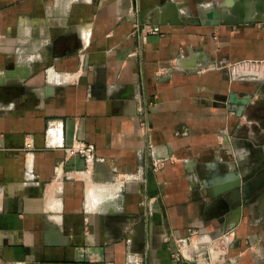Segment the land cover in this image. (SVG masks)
Segmentation results:
<instances>
[{
    "label": "crops",
    "instance_id": "1",
    "mask_svg": "<svg viewBox=\"0 0 264 264\" xmlns=\"http://www.w3.org/2000/svg\"><path fill=\"white\" fill-rule=\"evenodd\" d=\"M255 1L0 0V264H264V190L235 226L213 193L264 170Z\"/></svg>",
    "mask_w": 264,
    "mask_h": 264
},
{
    "label": "water",
    "instance_id": "2",
    "mask_svg": "<svg viewBox=\"0 0 264 264\" xmlns=\"http://www.w3.org/2000/svg\"><path fill=\"white\" fill-rule=\"evenodd\" d=\"M259 3V2H258ZM260 8L263 11L264 10V0L260 1ZM258 6V5H257ZM223 5L221 6V8ZM259 9V7H258ZM221 10V9H220ZM207 15L211 18L214 16V13L212 11L208 12ZM246 21V20H244ZM228 24L227 22H224ZM236 23V22H234ZM232 23V24H234ZM229 103L233 106H235V110L239 111V115H242V110L245 108L247 103L238 104V100L235 97V94L232 93L229 99ZM241 110V112H240ZM227 148L230 149L231 153H234V149L232 145L229 143L227 144ZM208 184L212 185L214 184V180L211 178L207 182ZM220 186H213L214 195L215 196H222L226 193H230L229 200L224 199L226 203V207H224L220 211L221 217H223V221L225 220L226 223H228V217L229 215H233L236 217L235 222L233 223V226H235L237 223H239L241 215H242V206L238 205L242 203L243 201H248L249 199H254L257 197H261L262 194L259 195V193L264 190V170L261 171L258 175L254 176L251 180L244 181L242 177L240 176L239 172H233L228 177L226 183L220 182ZM250 202V201H248ZM232 204L237 205L234 209H230V206ZM231 224V223H230ZM230 229V228H229Z\"/></svg>",
    "mask_w": 264,
    "mask_h": 264
},
{
    "label": "built area",
    "instance_id": "3",
    "mask_svg": "<svg viewBox=\"0 0 264 264\" xmlns=\"http://www.w3.org/2000/svg\"><path fill=\"white\" fill-rule=\"evenodd\" d=\"M251 62H245V64H241L239 65V67H243V68H251L250 67ZM252 65H256L254 66L255 68L261 69L262 66L259 65L258 63L252 64ZM237 70L239 68H236ZM239 74V73H238ZM142 124V134L144 136V138L147 140L146 142V153L151 152L152 150V144L150 141V132H151V128H150V124L148 122V120L144 119L141 121ZM95 150H96V146L93 143H83V142H78L73 144L70 147L66 148V151L68 154H79L80 156H82L87 165H90L91 163H93L96 160V155H95ZM165 165V158H154L153 159V167L157 170V169H162ZM137 176L134 174H128L125 175L123 177L124 180H129V179H133L136 178ZM143 209H144V215L146 217V219L148 220L151 212H152V200L150 198H148L147 196L145 197L143 203H142ZM222 241H226V239H221Z\"/></svg>",
    "mask_w": 264,
    "mask_h": 264
},
{
    "label": "rangeland",
    "instance_id": "4",
    "mask_svg": "<svg viewBox=\"0 0 264 264\" xmlns=\"http://www.w3.org/2000/svg\"><path fill=\"white\" fill-rule=\"evenodd\" d=\"M223 4H220L218 7H217V9L218 10H220L221 9V6H222ZM257 5H259L258 4V2H254L253 3V9L255 10V14H257V12H259V9H258V7H257ZM252 9V10H253ZM228 10H229V8H228ZM222 22H224L223 20H220L219 22H217V23H222ZM245 23H250V24H256V23H260V24H264V18L263 17H249L246 21H237L236 23H234V24H232V25H234V26H236V25H239V24H245ZM255 63H258L259 65H261L260 63V61H251V64H250V67H251V69H252V67H254V66H256V65H252V64H255ZM240 65V64H239ZM239 65H237L236 66V68H240L239 67ZM243 68V67H242ZM246 68V67H245ZM194 237V236H193ZM221 244V243H220ZM217 247H218V244H217Z\"/></svg>",
    "mask_w": 264,
    "mask_h": 264
},
{
    "label": "bare ground",
    "instance_id": "5",
    "mask_svg": "<svg viewBox=\"0 0 264 264\" xmlns=\"http://www.w3.org/2000/svg\"><path fill=\"white\" fill-rule=\"evenodd\" d=\"M176 12V11H175ZM214 13V12H213ZM208 16V15H207ZM177 17V16H176ZM194 17V18H193ZM198 17V18H197ZM209 17V16H208ZM210 18V17H209ZM211 18H213V17H211ZM185 19H194V20H196V21H198V22H200V20H201V18H200V16H189V14L187 15V17L185 18ZM177 20V19H176ZM207 20V19H206ZM239 71H237L238 73H239V76H241V77H247L248 75H246V74H244L245 72H252V74H250V75H259L260 73H261V71H262V69H258V68H255V67H252V69L251 68H242V67H240V69H238ZM249 74V73H248ZM186 247H185V250L188 252V254H189V252L191 251L190 250V248H189V246L186 244L185 245ZM186 252V253H187Z\"/></svg>",
    "mask_w": 264,
    "mask_h": 264
},
{
    "label": "flooded vegetation",
    "instance_id": "6",
    "mask_svg": "<svg viewBox=\"0 0 264 264\" xmlns=\"http://www.w3.org/2000/svg\"><path fill=\"white\" fill-rule=\"evenodd\" d=\"M261 119L262 120L258 122L257 125L256 124L253 125V128H254V131L258 133V137L256 139H258L261 142H264V116ZM261 171H258L257 174H255L254 176L258 175ZM263 198H264V192H263Z\"/></svg>",
    "mask_w": 264,
    "mask_h": 264
}]
</instances>
